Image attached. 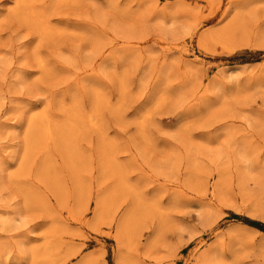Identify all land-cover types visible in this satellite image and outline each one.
<instances>
[{"label": "rangeland", "instance_id": "rangeland-1", "mask_svg": "<svg viewBox=\"0 0 264 264\" xmlns=\"http://www.w3.org/2000/svg\"><path fill=\"white\" fill-rule=\"evenodd\" d=\"M0 264H264V0H0Z\"/></svg>", "mask_w": 264, "mask_h": 264}, {"label": "bare ground", "instance_id": "bare-ground-1", "mask_svg": "<svg viewBox=\"0 0 264 264\" xmlns=\"http://www.w3.org/2000/svg\"><path fill=\"white\" fill-rule=\"evenodd\" d=\"M63 2H67V1H70V0H62ZM37 24V23H36ZM41 25V24H40ZM43 27H45V26H43ZM43 27H40V29H42V31H44V29H43ZM45 32V31H44Z\"/></svg>", "mask_w": 264, "mask_h": 264}]
</instances>
